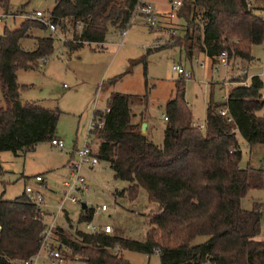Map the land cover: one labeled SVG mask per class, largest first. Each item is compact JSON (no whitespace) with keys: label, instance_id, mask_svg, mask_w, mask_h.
Instances as JSON below:
<instances>
[{"label":"trees","instance_id":"1","mask_svg":"<svg viewBox=\"0 0 264 264\" xmlns=\"http://www.w3.org/2000/svg\"><path fill=\"white\" fill-rule=\"evenodd\" d=\"M175 19L183 36L172 38L188 61L194 52L211 65L226 52L235 63L252 61L250 48L264 42V21L249 0H180ZM264 1V0H254ZM7 13L9 0H0ZM138 0H55L46 19L71 52L84 45H102L110 32L129 25ZM14 17V16H13ZM174 19V20H175ZM47 26L26 18L0 36V153L29 152L55 136L58 110L22 103L19 70L45 64L53 54L54 37L39 35ZM176 30V29H175ZM59 38H61L59 36ZM33 40L26 50L24 40ZM262 82L254 75L248 87H234L223 103L210 98L202 128L193 124L185 103L184 79L174 83V97L165 105L167 121L161 144L141 132L147 96L113 93L105 112L94 111L96 127L90 133L94 152L106 162L115 179L129 186L121 192L131 200L143 188L151 205L144 241L98 232L60 234V242L84 264H130L124 252L150 257L159 264H264L259 235L258 205L243 209L241 198L251 187L249 172L239 168L241 151L236 135L248 146L264 145ZM227 110V116L218 111ZM230 118V121H228ZM101 123V127H98ZM80 222L90 220L84 209ZM43 216L23 193L14 200L0 198V264L28 259L39 249ZM69 222V221H68ZM206 240L195 244V240Z\"/></svg>","mask_w":264,"mask_h":264},{"label":"rangeland","instance_id":"2","mask_svg":"<svg viewBox=\"0 0 264 264\" xmlns=\"http://www.w3.org/2000/svg\"><path fill=\"white\" fill-rule=\"evenodd\" d=\"M169 1L171 0H155L153 4L157 11L164 14L163 12L169 9ZM54 3L55 0H9L7 14L14 17L3 18L0 36L5 28L14 30L34 12H41L46 20ZM248 5L259 9L257 14L264 21V1L249 0ZM179 25H182V21L175 19L166 21V26L159 29H149L136 19L127 29L123 41L120 31L110 32L104 44L84 45L73 52L64 46V41L70 39L69 36L64 39L57 32L51 33L48 28L39 33L54 37L53 54L43 65L39 63L33 69L17 71V83L22 87L20 101L59 111L55 136L63 140L64 148L58 150L51 147L49 142H45L36 145L29 152L18 155L1 152L0 198L16 199L24 193L27 184L34 185L36 175H43L47 187L41 188V194L46 201L54 205L61 196V182L69 176L66 165L68 159L84 144L94 111L105 112L107 100L113 93L147 96L143 123L150 140L161 144L166 124L162 119V115H165V105L174 97V83L182 78L171 70L176 64L192 74L190 80H184V100L196 127L204 124L205 107L210 98L219 104L230 94L233 87H224L222 81L228 74H237L238 68H246L249 75L259 78L262 82L260 97L264 100V42L250 48L252 61L234 62L227 74L222 68L214 72L209 62L203 70L194 61H188L184 51L180 50L171 38L170 29H176L178 37L183 36L181 29H177ZM22 46L31 50L33 40H24ZM194 54L199 59L204 58L197 52ZM236 139L241 151L239 168L248 170V181L251 185L241 198L240 205L243 209H250L256 204L260 211L264 209V145L248 146L239 134ZM93 150L95 152L96 147L93 146ZM82 173L87 180V188L76 194L80 201L93 210L101 204L107 206L105 211L95 210L91 218L92 223L96 226L110 225L114 229L113 235L133 241H144L148 230L147 216L151 209L146 191L139 188L135 199L132 200L126 194H114L127 188L129 183L115 179L106 162L100 161L92 170L83 168ZM79 210L80 206L77 204L66 203L69 222L73 226L79 223ZM59 222H63L62 217ZM79 228L83 229V225ZM257 238L264 243V214L259 216ZM205 240L204 237H199L194 243L200 244ZM123 257L130 264H159L157 255L147 257L125 252Z\"/></svg>","mask_w":264,"mask_h":264},{"label":"built area","instance_id":"3","mask_svg":"<svg viewBox=\"0 0 264 264\" xmlns=\"http://www.w3.org/2000/svg\"><path fill=\"white\" fill-rule=\"evenodd\" d=\"M181 7L182 3L180 0L169 1V9L165 14L166 19L169 21L174 20ZM8 16L13 17V15H8L6 12H4L0 6V24L3 22V18ZM26 18L42 21L51 33L56 34V28L44 19L41 12H34L32 15ZM136 19H139L141 23L149 29H159L161 27L162 14L161 12L157 11L153 1L138 0V4L133 11L129 25L127 28L120 31V37L122 41L127 34V29L135 23ZM169 33L172 38L177 37L175 29H170ZM155 47L157 48L158 45ZM193 61L200 69L205 70L207 68L208 60L205 57L203 59H199L196 55H194ZM233 64L234 61L228 58L226 52H223L218 57L217 64L212 65V67L214 72H218L219 69L222 68L223 72L227 74L229 71H231L230 67ZM171 70L178 76H181L184 80H190L192 78V74L185 72L183 67L179 64L172 66ZM251 77L252 75L248 74V69L238 68L237 74H228L225 79H223L222 85L224 87L226 86L233 88L238 86L248 87L249 79ZM227 98L228 96L224 97V101H226ZM218 113L223 117H228L227 110L225 108L220 109ZM162 119L163 121H167V117L165 115H162ZM228 121H230V118H228ZM95 127L96 124L91 118L84 144L81 146V148L76 150L75 158L69 161L67 164L69 176L64 178L61 182V196L57 198V201L54 205L46 201L41 194V188L47 187L46 178L43 175H36L34 177V185L27 184L25 186L24 194L27 200L33 203L35 208L39 210L43 216V229L40 234L39 249L37 252L28 259L13 261L12 264H84L77 258L68 260L67 255H69L70 251L65 244L60 242V234L68 235L75 240L77 239V232H83L87 235H94L98 232H103L108 235L114 234V229L110 225L106 224L103 226H96L91 221L92 216L95 214V210H107V206L105 204H101L99 207L97 206L96 209L93 210L90 220L80 222L81 217L85 215L83 213L84 209L81 208V201L76 194L86 190L87 188V180L82 173V169L85 168L87 170H92L97 167L100 162L89 144L90 133L95 129ZM98 127H101V123H98ZM49 144L51 147H54L58 150H62L64 148V142L59 138L52 139ZM67 202L80 206V210L78 212L80 215V220L76 226H73L70 222H68L69 217L68 212L66 211ZM260 212L261 214H264V209L260 210ZM60 217L63 218V222H59ZM80 225H83V229L79 228Z\"/></svg>","mask_w":264,"mask_h":264},{"label":"crops","instance_id":"4","mask_svg":"<svg viewBox=\"0 0 264 264\" xmlns=\"http://www.w3.org/2000/svg\"><path fill=\"white\" fill-rule=\"evenodd\" d=\"M155 1V0H154ZM153 1V3H155ZM157 1V0H156ZM168 11V10H167ZM167 11H165V12H163L164 14H162V21H161V27H163V26H166V21L168 22L169 20L168 19H166V17H165V14L167 13ZM144 125V128L142 129L141 128V132H142V134H144V135H146V136H148L149 137V134H148V132H147V128H146V125L143 123L142 124V126ZM141 126V127H142ZM75 152H76V150L72 153V155L70 156V158L68 159V161H67V164H68V162L71 160V159H74V157H75ZM66 164V165H67ZM257 240H258V238H257ZM125 253V252H124ZM124 253H123V256H124ZM154 255H156V254H154Z\"/></svg>","mask_w":264,"mask_h":264},{"label":"water","instance_id":"5","mask_svg":"<svg viewBox=\"0 0 264 264\" xmlns=\"http://www.w3.org/2000/svg\"><path fill=\"white\" fill-rule=\"evenodd\" d=\"M142 129L144 128V125L141 127ZM86 203L85 202H81V208L85 209L86 208Z\"/></svg>","mask_w":264,"mask_h":264}]
</instances>
